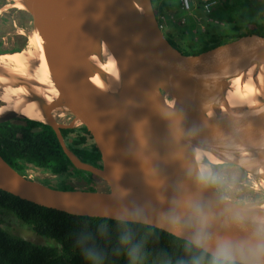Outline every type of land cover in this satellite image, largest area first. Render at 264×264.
Masks as SVG:
<instances>
[{"label": "water", "instance_id": "water-1", "mask_svg": "<svg viewBox=\"0 0 264 264\" xmlns=\"http://www.w3.org/2000/svg\"><path fill=\"white\" fill-rule=\"evenodd\" d=\"M17 1L30 13L33 30L43 40L58 90L51 101L39 95L31 98L39 102L45 118L36 121L55 130L77 169L91 172L108 188L53 187L21 173L0 154V190L74 215L153 225L190 242L201 227L194 211L199 209L206 218L208 253L213 255L222 241L245 254L255 249L261 241L258 233L264 232V199L227 198L202 172L192 147L200 144L220 164L240 167L262 183L264 83L260 85L263 95L256 98L261 104L257 110L247 105L232 108L226 99L231 79L264 64V34H245L198 54H186L167 38L153 0ZM104 42L121 74V83L113 91L91 81L105 73L92 59L104 61ZM15 52H0V57ZM26 82L37 84L21 77L12 85ZM170 101L176 102L175 108H170ZM58 109L72 123L60 122L54 115ZM211 111L217 114L211 117ZM16 118L28 117L9 110L0 115V123ZM77 122L93 136L102 156L100 166L83 161L68 147L62 129ZM203 164L217 165L208 159ZM133 212L140 218H121ZM170 214L179 218V231L164 220Z\"/></svg>", "mask_w": 264, "mask_h": 264}, {"label": "trees", "instance_id": "trees-1", "mask_svg": "<svg viewBox=\"0 0 264 264\" xmlns=\"http://www.w3.org/2000/svg\"><path fill=\"white\" fill-rule=\"evenodd\" d=\"M253 1L220 0L207 19L208 25L216 28L199 48L184 49L176 40L175 31L165 34L182 52L198 54L242 35L261 33L263 23L257 18ZM153 3L158 17L161 12L175 7L171 0H163L161 8L155 0ZM215 21L233 25V31L218 32ZM244 25L245 31H241ZM62 134L68 147L83 161L101 165V153L85 125L64 128ZM0 154L25 175L31 165L63 178L58 184L62 189L76 188L68 181L71 177L79 178L84 182L83 189L89 190H99L94 185L103 181L91 172L77 169L64 152L55 130L36 120L16 118L0 123ZM1 209L9 210L2 213L13 214L36 234L55 244H38L12 234L4 228L0 215V264H130L128 250L137 246L136 264H209L212 257L207 251L195 249L190 241L153 225L74 215L3 190H0ZM124 236L128 237L127 243H122ZM90 253L94 254L91 258Z\"/></svg>", "mask_w": 264, "mask_h": 264}, {"label": "bare ground", "instance_id": "bare-ground-1", "mask_svg": "<svg viewBox=\"0 0 264 264\" xmlns=\"http://www.w3.org/2000/svg\"><path fill=\"white\" fill-rule=\"evenodd\" d=\"M15 1L18 7L24 8L22 3ZM27 40V48L0 57V72H8L7 75L0 73V100L2 101L0 115L6 111L14 110L28 118L45 121L39 102L31 100V98L34 95H39L51 101L58 95V90L51 77L43 49V40L39 32L31 30L27 34ZM103 57L104 61L97 56L92 57L105 73L96 74L91 78V81L102 90L113 91L114 87L121 83V74L116 57L106 42L103 46ZM21 77L35 81L34 83L37 84L26 82L24 86H13L12 83ZM230 83L227 104L235 109L247 105L250 109L257 110L261 104L256 98L258 95H263L260 85L264 83V64L260 67L252 66L242 75L231 79ZM169 106L171 109L175 108L176 102L170 101ZM219 109L224 111L222 107ZM54 113L56 118H61L59 109ZM216 114L217 112H210L211 117ZM192 149L203 173L207 172V168L203 164L204 159H208L213 164L222 163L212 152L198 143H194ZM263 171L262 169L261 173ZM261 184L264 186V179Z\"/></svg>", "mask_w": 264, "mask_h": 264}, {"label": "rangeland", "instance_id": "rangeland-1", "mask_svg": "<svg viewBox=\"0 0 264 264\" xmlns=\"http://www.w3.org/2000/svg\"><path fill=\"white\" fill-rule=\"evenodd\" d=\"M10 1H11L10 5L8 7H4V6L0 7L1 9L0 18H2L5 15V13L10 11L9 7L12 4H15L14 0H10ZM155 1L157 7L161 8L163 6L162 5L163 0H155ZM171 1L175 4V7L170 8L164 12H161L158 17L160 23H163L164 32L175 31L177 33L176 40L184 49L187 50L199 48L202 45H204L206 39H208L209 37L208 34L214 32L216 27L213 28V26L208 25L209 22H207V19L209 13H207L203 9L202 0L189 1L191 3V10L190 9L188 10L187 8L184 7L182 3L183 0H171ZM253 2L255 8L258 11L257 18L259 21L263 23L260 32L261 34H264V0H254ZM15 8H19V7L15 6ZM215 23L218 24L217 26L218 32L228 33L229 31H233V25L231 24L220 23L219 21H215ZM33 28H34L33 20L31 24L29 23L28 26L23 28L25 33V42L23 45L24 49L27 48L28 46L27 34L31 30H33ZM241 31H245V25L242 27ZM7 36L10 37L9 35ZM9 44L10 42L8 43V45ZM60 115H61V118L59 119L60 122L64 124L72 123L68 119L69 116L64 115V113H61ZM81 125L82 124L77 122L75 127ZM206 168H207V172L204 173L205 176H207V178L210 179V181L214 184V186L227 198L238 202L264 199V187L262 186L260 179H258L257 176L251 173H247L244 170L238 168L237 166L231 164H217L215 165V167L206 165ZM26 175L30 178L42 181L44 183L48 182L51 186L62 189V187L59 186L58 184L63 178L45 172L42 169L30 165L27 168ZM68 181L72 183V185H74L76 188L79 189L85 188V186L82 184L84 182H82L77 177H71V179H69ZM94 187L99 190L107 189V185L103 181H98L97 184L94 185ZM4 211H9V210L7 209L0 210V215L4 219V223H3L4 228L7 229L12 234L21 236L38 244H48V245L55 244L53 240L36 234L30 227L23 224L13 214L2 213Z\"/></svg>", "mask_w": 264, "mask_h": 264}, {"label": "clouds", "instance_id": "clouds-1", "mask_svg": "<svg viewBox=\"0 0 264 264\" xmlns=\"http://www.w3.org/2000/svg\"><path fill=\"white\" fill-rule=\"evenodd\" d=\"M204 179V178H202ZM195 213L200 219V230L196 233L192 240V246L195 249L207 251L208 248V236L204 232V226L206 225V218L199 209H194ZM122 219H139V213L133 212L125 214L121 217ZM164 220L167 222L168 226L174 231H179V218L174 214H170L165 217ZM261 237L260 243H258L255 249L249 251L245 254L242 248L237 249L230 242L222 241L216 246V249L211 257L209 264H261V258H264V232L258 233ZM128 237H122V243H127ZM128 257L130 264H136L139 258V247H132L128 250ZM94 254L90 253L91 258Z\"/></svg>", "mask_w": 264, "mask_h": 264}, {"label": "flooded vegetation", "instance_id": "flooded-vegetation-1", "mask_svg": "<svg viewBox=\"0 0 264 264\" xmlns=\"http://www.w3.org/2000/svg\"><path fill=\"white\" fill-rule=\"evenodd\" d=\"M10 2V0H0V7H8ZM9 8L10 11L5 13V15L0 18V52L23 50L25 42V33L23 28L32 22V17L25 10L15 8L14 4H12ZM9 42L10 44L8 45ZM18 47H20V50H17ZM68 119L72 122L71 117H68Z\"/></svg>", "mask_w": 264, "mask_h": 264}, {"label": "built area", "instance_id": "built-area-1", "mask_svg": "<svg viewBox=\"0 0 264 264\" xmlns=\"http://www.w3.org/2000/svg\"><path fill=\"white\" fill-rule=\"evenodd\" d=\"M189 1H191V0H183L182 3H183V5H184L185 8H187L188 10L189 9L191 10V3ZM202 2H203L202 3L203 9L207 13H210L213 8H215L216 6H218V4L220 3V0H202ZM160 26L162 28H164L163 23H160Z\"/></svg>", "mask_w": 264, "mask_h": 264}]
</instances>
